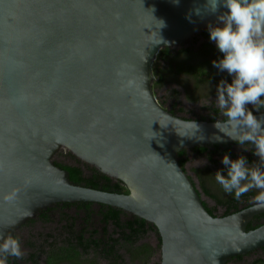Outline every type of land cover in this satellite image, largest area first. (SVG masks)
<instances>
[{
    "label": "water",
    "instance_id": "obj_1",
    "mask_svg": "<svg viewBox=\"0 0 264 264\" xmlns=\"http://www.w3.org/2000/svg\"><path fill=\"white\" fill-rule=\"evenodd\" d=\"M216 23L206 0H0V238L54 203L86 201L155 226L160 264H227L263 247L264 222L247 226L264 207L211 215L178 161L236 142L152 89L158 51ZM60 149L128 193L72 183Z\"/></svg>",
    "mask_w": 264,
    "mask_h": 264
},
{
    "label": "clouds",
    "instance_id": "obj_2",
    "mask_svg": "<svg viewBox=\"0 0 264 264\" xmlns=\"http://www.w3.org/2000/svg\"><path fill=\"white\" fill-rule=\"evenodd\" d=\"M173 2L178 4L179 0ZM206 4L218 21L209 25V39L222 53L212 61L213 67L226 71L231 78L221 79L216 86V105L224 119L217 120L215 126L245 150L249 151L246 144L252 145L259 158L249 166L243 155L231 159L224 154V167L215 172V180L224 193L237 200L257 189L255 207H264V116L253 114V109L259 112V106L264 105V0H206ZM221 8L224 11L219 12ZM196 12L199 14V9ZM187 127L191 131L199 129L191 120ZM14 195L5 199L11 200ZM10 257H23L19 238L11 234L0 238V264H8Z\"/></svg>",
    "mask_w": 264,
    "mask_h": 264
},
{
    "label": "flooded vegetation",
    "instance_id": "obj_3",
    "mask_svg": "<svg viewBox=\"0 0 264 264\" xmlns=\"http://www.w3.org/2000/svg\"><path fill=\"white\" fill-rule=\"evenodd\" d=\"M207 34L208 31L203 35H206L205 37H207ZM207 39L209 38L207 37ZM204 44V54H208V52L211 51L210 46H206L207 42H205ZM215 49L216 53H220L219 51L217 52L218 49L216 47ZM204 54H201L198 59L201 60L205 58H211L210 55L208 56ZM227 75L228 74L226 72L218 73V75H216L215 72L213 73L214 79L213 81H211L210 90H208L209 94L214 93L215 96H213L216 97V86L221 79L228 80ZM193 88L194 91H196V87L194 86ZM154 89L155 88L153 87V90ZM172 91L174 96H177V91ZM209 94L207 96H205V93L201 94L204 96L201 98L199 97V100L202 98L205 99L206 97L208 98ZM184 95L187 99L198 98V96L193 97L190 94H185V92ZM157 100L162 107H164L174 115L194 120L201 119V116H205L204 119L209 120L210 116L208 114L210 113L212 115V109L214 107L218 108L216 102H213L209 99L210 101L207 105H202V109L205 110L204 112H206L205 115L189 116L183 114L184 107L178 101H176L175 98H170L169 100H163L159 98ZM195 101H198V99H196ZM212 102L215 103V105ZM217 118L220 119V117ZM227 146L229 147L230 151L235 153L236 157H231L227 152H225V147ZM245 147H247L249 151L245 150V148L238 143H227L226 145L221 144L217 151H213L212 149L214 148L211 146H209L205 151L202 152H198L197 150L193 149L188 150H190L192 156L198 157L194 160L196 163L195 169H206L207 165H211V163L209 162L210 157L212 159H220L218 167L223 166L221 160L224 154H228L231 159H235L240 155H243L247 159H249L251 151H253V147L250 144H246ZM253 156L255 155L253 154ZM186 157L187 161L185 163V166L191 159V156L189 155H186ZM196 160H199V162L200 160H204V163L208 162V164L202 165L199 162H196ZM56 163L60 164L59 162ZM185 169L190 176L188 169L186 167ZM195 175L197 177L196 173ZM194 185L196 186L198 191H201L198 177L197 184ZM208 185L210 186V184ZM251 191L257 192L258 190L253 189ZM251 191L245 194H249ZM213 192L219 195V197L222 196L226 198L230 196L229 194L224 193L222 189L217 190L214 187L212 188V193ZM200 196L205 202L207 209H209L214 216H223L224 213L227 212V210L229 211V214H232L241 209H245L249 206L255 205L254 194L248 195L247 197L241 196L239 200L235 201L236 206H230L229 209L224 204L218 203L217 200L213 197L206 196L203 192L200 194ZM204 197H206L213 206H210L207 200L204 199ZM108 207L110 206L102 203L77 201L57 202L40 210L36 214V216L27 219L20 227L17 228L16 231H14L13 236L19 238L20 240L23 257L21 259L10 257L8 264H101L98 259L102 260V264H113V259H111V256H115L116 253L120 254L125 262H129V256L126 253V246H129V244L125 245L126 240L124 238V233L122 232L125 231L127 232L125 234H130V229L125 226V223L127 221H131L134 218V215H130L123 211L124 213H120L118 219H114L113 217H110L106 214L107 210L109 209ZM217 207L220 209L219 212L212 211L213 208ZM252 221V223L257 226L263 223L264 212L255 215ZM149 233L155 236L153 231H147L146 235L138 240V243L147 242L146 238L149 237ZM79 237H82L84 240L89 239V241L96 240L100 243V246H98L96 249L90 248L86 253L82 250L81 247H78V252H80L81 255L74 261L68 249L70 248V246L78 244ZM258 249L261 250L263 249V247ZM108 252H110V254L105 256Z\"/></svg>",
    "mask_w": 264,
    "mask_h": 264
},
{
    "label": "trees",
    "instance_id": "obj_4",
    "mask_svg": "<svg viewBox=\"0 0 264 264\" xmlns=\"http://www.w3.org/2000/svg\"><path fill=\"white\" fill-rule=\"evenodd\" d=\"M204 33H207V31H204L203 34ZM207 37L209 38L208 34ZM206 46H210L212 52L215 50V47L211 46L210 43H207ZM212 54L213 56L210 59L205 58L200 60L198 59V57L200 56H197L196 53L193 52L190 47H181L176 50H172L171 47H162L158 51L156 58L152 63L151 69L153 76L157 75L156 80H154L155 82L153 81L152 84L153 87L154 85L155 86L162 85L165 82V77L163 75V72L166 74H170L171 70L175 74L187 75L191 77L194 80V82L197 84V86L205 84L206 82L213 81L214 79L213 73L216 68L213 67L212 61L222 56V53H212ZM160 64H162L165 67L163 69H158V65ZM249 107L251 108V105H249ZM259 107H260V111L257 112L255 109H253V113L264 112V105H260ZM212 110H213L212 115L210 113L208 114L210 116L209 121H217L224 119L221 116L220 110L218 108L214 107ZM204 117L205 116H201V119L199 120H205ZM217 117H220V119H218ZM219 146L220 145H212L211 147L214 148L212 149L213 151H217ZM207 148L208 147H194L192 149L197 150L198 152H202L205 151ZM225 149H226L225 152H227L231 157H236L235 153L230 151L228 146L225 147ZM253 154L254 152L251 151V155L249 156L248 159L249 166L253 165V159L255 158ZM178 161L181 167L185 169V163L187 161L186 150H181L178 153ZM209 162L211 163V165L210 166L207 165L206 169L205 168L194 169L199 179V185L201 187V191H198V193L201 194L203 192L206 196L213 197L214 199L217 200L218 203L227 206L228 209L230 208V206H236L235 201L237 199L234 198V195H230L229 197L225 198L222 196L219 197V195H217L214 192L212 193L213 187L216 188L217 190L222 189L214 178H215V172L217 170L223 169L224 166L217 167V169L214 168L215 164H217V161L216 159H212L211 157ZM55 165L66 169L69 172L70 181L76 185H82L85 187L99 189L107 192L128 193V189L122 181L118 179L112 180L111 178L104 175L98 169L92 166H88V165L86 166L90 170V174L88 176H85L83 174L82 167L79 164L63 165L61 163L58 164L55 162ZM207 183L210 184V186ZM251 194L255 195L256 192L251 191L249 194H244L242 196L247 197L248 195ZM202 203L206 207L205 202L203 200ZM108 208L109 209L107 210L106 214L110 217H113L114 219H118L120 213H124L122 210L113 207H108ZM207 211L212 215L209 209H207ZM212 211H215V208H213ZM228 214L229 211L227 210V212H225L223 216H226ZM133 217L134 218L131 221H127L125 223V226L130 229V234L129 235L125 234L127 233L125 231L122 232L124 233V238L126 240L125 245L129 244V246H126V253L129 256V262H125L122 256L116 253L115 256L113 255L111 256V259H113L112 261L113 264H148L151 261L152 256L155 255V253H157V255L160 254V236L155 226H153L149 222H146L144 219L138 216L134 215ZM255 226L257 225H252L251 223H249L247 229H253ZM150 230L154 232L157 238V244L153 247L147 242L138 243V240L143 238L146 235L147 231ZM98 246H100V243L96 240L89 241V239L84 240L82 237H79L78 244L70 246L68 250L70 252V255L73 257L75 261V259H77L81 255L80 252H78V247H81L82 250L86 253L89 251L90 248L96 249ZM108 254H110V252H108L105 256H107ZM241 257L242 255L236 256L237 259H240ZM152 264H160V256H159V260L154 261ZM251 264H264V261L262 259L257 258L256 260L252 261Z\"/></svg>",
    "mask_w": 264,
    "mask_h": 264
},
{
    "label": "rangeland",
    "instance_id": "obj_5",
    "mask_svg": "<svg viewBox=\"0 0 264 264\" xmlns=\"http://www.w3.org/2000/svg\"><path fill=\"white\" fill-rule=\"evenodd\" d=\"M204 31H208V28L203 29V30L195 33L194 35L187 38L185 41H183L182 43H180L178 45L171 46V49L176 50V49H179L181 47H190L196 53L197 56L204 54V50H205V48H204L205 44L204 43L205 42L210 43L211 46L216 47L214 42H212L210 39H207V37H205L203 35ZM217 52H218V50H217ZM212 53H216V49L213 52L209 51L208 54H204V55H208V56L210 55V57H212L213 56ZM164 67L165 66H163L162 64L158 65V69H163ZM214 72L216 75H218V73H225V72L219 71L218 69H216ZM163 75L165 77V82L159 86L154 85V88H155L154 94H155L156 98L157 99L160 98L163 100H165V99L169 100L170 98H175V100L178 101L184 107V109H183L184 115H189V116L205 115L206 112H204L205 110L202 109V105L203 106L207 105L210 100L213 102H216V100H215L216 97H214L215 96L214 93L209 94V91H208V90H210L211 82H209V83L206 82L205 84L197 86V84L194 82V80L191 77H189L187 75L175 74L172 70H171L170 74H166L163 72ZM156 78H157V75L154 76V80H156ZM230 79L231 78L229 77L228 80L230 81ZM194 86L196 87V91H194V88H193ZM172 90L177 91V96H174V94L172 93L173 92ZM184 92H185V94H190L193 97L198 96V98L187 99V98H185ZM204 93H205V95L209 94V97L208 98L206 97L205 99L202 98L199 100V97L201 98L204 96L201 94H204ZM198 94L201 96H199ZM196 99H198V101H195ZM213 104L215 105V103H213ZM186 155L191 156V159L189 160V162L186 164L185 167L188 169L189 174L192 177L195 184H197V177H196L195 171H194V169L196 167V163L194 160L198 157L192 156L190 150H186ZM215 159L217 161V164H215L214 168L217 169L220 159L219 158H215ZM53 160L56 162H59L61 164H69V165H74V164L78 165L79 164L82 167L83 174L85 176H88L90 174V170L86 167L88 164L81 162L71 152H69L65 149H60L54 155ZM196 162H199V160H196ZM258 162H259V158L256 156L254 158L253 164L258 163ZM199 163L202 165L208 164V162L204 163V160H200ZM204 199L207 200V202L210 206H213L212 203L206 197H204ZM215 211L219 212L220 209L217 207V208H215ZM146 241L149 242V244H151V246H153V247L157 244V238L155 239V236H153L151 233H149V237L146 238ZM159 256H160V254L157 255V253H155V255L152 256L151 261L148 264H152L154 261H158ZM257 258L262 259L264 261V250L263 249H261V250L255 249V250L251 251L250 253L243 254L240 259L230 258L228 260L227 264H251V262L253 260H256ZM98 260H99V262H101V264L103 263L101 259H98Z\"/></svg>",
    "mask_w": 264,
    "mask_h": 264
}]
</instances>
